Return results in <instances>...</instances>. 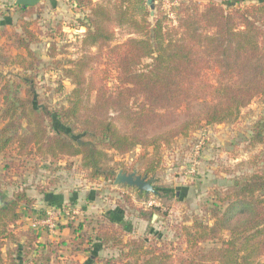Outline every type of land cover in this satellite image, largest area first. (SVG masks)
<instances>
[{
	"label": "trees",
	"instance_id": "obj_1",
	"mask_svg": "<svg viewBox=\"0 0 264 264\" xmlns=\"http://www.w3.org/2000/svg\"><path fill=\"white\" fill-rule=\"evenodd\" d=\"M148 1L120 0L111 7L77 0L89 11L84 47L97 48L100 58L113 61L116 79L112 87L104 82L89 86L86 72L92 57L68 64L63 67V77L74 89L68 105L56 113L47 106L39 107L36 101V76L31 72L41 62L31 49L39 42L31 24L23 23L21 31L2 34L10 47L25 51L31 61L20 82H4L0 73V156L14 153L18 160L51 163L80 158V167L88 171L90 179L113 183L119 172L111 165L115 154L126 156L137 148H153L155 155L147 159L142 175L150 178L160 164V148L170 147L203 125L237 121L243 109L264 96V0L228 11L215 3L203 8L193 2L181 3L177 29L168 24L165 15L152 21ZM32 12L30 9L26 15ZM116 26L130 27L142 38L112 46ZM4 56L0 53V62ZM208 69L219 70L214 82L205 75ZM23 85L27 86L24 96ZM202 98H210L214 104L177 128L148 137L150 131L176 123L179 110L189 112L192 100ZM117 121L125 124L126 132L115 126ZM51 123L59 128L52 131ZM254 133L252 143H263L264 118ZM5 169L8 172L11 167ZM33 203L21 191L0 208V264H20L15 253L3 251L7 244L19 243L25 264H54L56 260L63 264L59 246L64 241L40 242L33 229L18 238L19 210ZM149 215L141 217L148 221L153 212ZM208 216V220L197 218L192 226L181 227L187 249L176 260L166 250V243L158 245L161 242H150L149 237L125 241L120 229L124 226L110 217L85 220L74 228L70 252H92L93 241L99 239L106 248L119 251L120 264H264V170L229 189L208 209ZM207 242H215V247L202 249Z\"/></svg>",
	"mask_w": 264,
	"mask_h": 264
},
{
	"label": "rangeland",
	"instance_id": "obj_2",
	"mask_svg": "<svg viewBox=\"0 0 264 264\" xmlns=\"http://www.w3.org/2000/svg\"><path fill=\"white\" fill-rule=\"evenodd\" d=\"M259 1L261 0H154L147 8L152 21L165 15L168 24L177 29L181 3L193 2L201 8L209 3H215L228 11L257 5ZM93 2L114 7L120 3V0H93ZM124 5L130 7L128 3ZM30 9H33V12L26 15ZM27 11H22L16 5V0H0V53L5 55L0 62V73L5 78L4 82H20L27 73L26 68L31 58L25 51L10 47V41L2 34L21 31L23 23H29L39 39L38 43L31 45L32 51L41 62L36 67V72H31L36 76L35 94L39 107L47 106L56 113L68 105L74 87L64 79L63 67L68 64L73 66L74 62L84 56L92 57V63L86 72L89 86L94 82H104L110 87L113 86L116 79L113 61H109L106 57L100 58L97 48L86 50L84 47L83 39L87 31L89 15L86 7L79 6L77 0H46L34 8H28ZM114 33L112 46L122 45L129 39L142 38L130 27L116 26ZM177 35L179 37L180 32L177 31ZM53 53L55 56H52ZM6 59L8 63L5 62ZM218 73V69L214 71L208 69L205 75L209 81L214 82ZM26 88L27 86L23 85L22 96ZM94 95L95 93H92L91 102H94ZM213 104L210 98L192 100L189 112L185 108L178 111L176 123L163 130L150 131L148 137L177 128L190 117L206 111ZM1 108L0 98V110ZM262 118H264V96L256 98L243 109L237 121L220 125H203L190 136L179 137L170 147L160 148L158 153L160 164L155 175L149 178L155 179L156 194L140 193L134 188L127 187L126 193L129 192L132 196L125 194V197L121 198L119 193L123 187L114 188L113 183L103 179H90L88 171H83L80 167V158L62 163H51L49 160L22 161L12 152L13 154L6 158L0 156V199L4 203H10L16 193L26 191L34 200L30 208L22 205L19 210L21 221L16 231L20 233L18 235L20 238L23 237V233L32 230L35 219L46 210L74 209L73 206L82 210V205L87 204L84 201L85 197L92 198L91 212L77 216L73 222L58 221L59 226L55 232H50L48 229L37 230L44 237L43 241H51L52 236L62 227H70L74 233V228L85 220L101 217L96 211L110 207L114 219L124 226L120 229L125 241L149 237L150 242H161L158 245L166 243V250L170 255L175 256L174 260H176L187 249L181 227L192 226L197 218L210 219L208 209L224 197L229 189L234 188L238 182L253 173L264 170V142L255 145L252 143L255 128ZM115 126L122 132L127 131L123 122L117 121ZM50 127L54 131L59 125L56 123L52 127L51 123ZM154 155L153 148H137L126 156L115 154L111 165L117 172L126 169L129 173L137 171L138 174L143 175L147 159ZM10 161L14 165H10ZM5 167L11 169L6 172ZM5 173L9 178H5ZM64 193L69 195V199L57 204L45 201L49 194L63 196ZM74 195L78 198L81 196L80 200H73ZM62 199H65L64 196ZM150 212H153V217L158 216L157 220L153 222L152 217L148 221H143L141 215L149 217ZM212 224L213 222H210V225ZM61 240L59 243L65 241L62 238ZM64 243L59 246V253L64 259L63 264H71L75 261L71 258L67 260L68 257H72L71 242ZM201 247L210 249L215 247V242L204 243ZM3 251L15 253L18 263L25 264L26 255L21 243L7 244ZM85 253L79 254L78 263L80 261L81 264H106L107 261H111V264L121 263L118 250L101 247L97 251ZM57 262L56 260L54 264Z\"/></svg>",
	"mask_w": 264,
	"mask_h": 264
},
{
	"label": "crops",
	"instance_id": "obj_3",
	"mask_svg": "<svg viewBox=\"0 0 264 264\" xmlns=\"http://www.w3.org/2000/svg\"><path fill=\"white\" fill-rule=\"evenodd\" d=\"M114 188H116V187H114ZM127 188V187H126ZM115 190V189H114ZM125 188L123 187V189H121V191L120 190H118V191H120V193H119V195H120V197L122 198H124L125 196L123 195L124 194V192H125ZM63 196H64V198L65 199H62V197L63 196H61V195H59V194H55V195H47V197L45 198V201H47V202H51V204H57V203H60L61 201H64V200H66V199H69V195H67V194H62ZM80 197L81 196H79V198H78V196L77 195H74L72 198H73V200H80ZM91 197V196H90ZM127 197V196H126ZM92 198H89V197H85V199H84V201H86V203L87 204H84V205H82V210H81V214H85V213H88L89 211L91 212V210H92V208H93V204H92V200H91ZM125 200V199H124ZM88 201V202H87ZM73 207H75L76 208V206H73ZM112 208H105V209H100V211H96V214H98V215H101V217H103V218H108V217H110V218H112L116 223H117V225L118 226H123L122 225V223L120 222V221H117V220H115L114 219V214L112 213ZM141 219L144 221V219L141 217ZM146 221V220H145ZM38 235H40V242H45V241H43L44 239V237L43 236H41V233L40 232H36ZM61 238L63 239V240H65L64 242H67L68 244L71 242V240L74 238V233L72 232V230H71V228L70 227H62L60 230H59V232H57V233H55V235H53L52 236V238H51V241L50 242H56V243H59L60 241H62L61 240ZM71 238V239H70ZM95 242H93L94 243V249L93 250H95V251H97L98 249H100L101 247H104V248H106L104 245H102V243H101V241L99 240V239H95L94 240ZM89 252H86L85 254H88ZM79 254H81V252H79V253H77V254H75V255H71V252H70V256H72V257H68V259L67 260H69L70 258L71 259H73V260H75V261H77V258H78V256H79ZM81 258V257H80ZM91 259H92V257H90ZM79 260V259H78ZM93 260V259H92ZM80 263H82L81 261H80Z\"/></svg>",
	"mask_w": 264,
	"mask_h": 264
},
{
	"label": "water",
	"instance_id": "obj_4",
	"mask_svg": "<svg viewBox=\"0 0 264 264\" xmlns=\"http://www.w3.org/2000/svg\"><path fill=\"white\" fill-rule=\"evenodd\" d=\"M45 1L46 0H16V5L22 7L23 9H28V8H34ZM153 1L154 0H149L148 5L153 3ZM113 186L134 188L138 190L140 193H145V194H150V193L156 194L155 179L154 178L149 179L148 177L142 176L138 174L137 171H133L129 173L127 171H124L123 169L120 170L117 173L115 180L113 181ZM5 204L7 203H4V201L0 199V208ZM157 218L158 216L154 215L153 222H155Z\"/></svg>",
	"mask_w": 264,
	"mask_h": 264
},
{
	"label": "built area",
	"instance_id": "obj_5",
	"mask_svg": "<svg viewBox=\"0 0 264 264\" xmlns=\"http://www.w3.org/2000/svg\"><path fill=\"white\" fill-rule=\"evenodd\" d=\"M128 192V191H127ZM125 194L131 195V193ZM54 208L52 210H46L44 214H42L39 218L35 219V223L31 227V229L37 231L41 229H48L50 232H55L59 226L58 221L66 220L67 222H73L77 216L81 215V210L79 208ZM38 232V231H37Z\"/></svg>",
	"mask_w": 264,
	"mask_h": 264
}]
</instances>
